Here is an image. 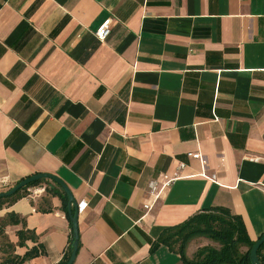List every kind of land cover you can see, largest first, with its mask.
Segmentation results:
<instances>
[{"label": "crops", "instance_id": "obj_1", "mask_svg": "<svg viewBox=\"0 0 264 264\" xmlns=\"http://www.w3.org/2000/svg\"><path fill=\"white\" fill-rule=\"evenodd\" d=\"M38 173L85 203L72 264H182L159 236L214 207L256 241L264 0H0V191ZM41 180L0 207V264L71 252L58 184ZM20 230L34 239L19 244ZM206 244L193 238L187 256Z\"/></svg>", "mask_w": 264, "mask_h": 264}, {"label": "trees", "instance_id": "obj_2", "mask_svg": "<svg viewBox=\"0 0 264 264\" xmlns=\"http://www.w3.org/2000/svg\"><path fill=\"white\" fill-rule=\"evenodd\" d=\"M42 180L33 181L13 195L0 197V207L7 202H12L21 192L29 186L35 185ZM57 195L62 199L65 214L67 211L68 198L66 193L57 185ZM19 244L29 235L34 239L33 232L20 230L17 232ZM196 237H205L213 242L199 247L190 258L186 254L188 243ZM255 241L251 240L245 229L242 218L232 214L225 207H214L208 211L200 212L176 226L168 227L159 236L157 243L167 245L171 250L180 255L182 264H251L250 250ZM155 244V245H156ZM154 245V246H155ZM35 253L28 252L23 257L8 256L4 264H22L23 261ZM261 264H264V243L257 250ZM70 256V247L63 255L58 264H65Z\"/></svg>", "mask_w": 264, "mask_h": 264}, {"label": "water", "instance_id": "obj_3", "mask_svg": "<svg viewBox=\"0 0 264 264\" xmlns=\"http://www.w3.org/2000/svg\"><path fill=\"white\" fill-rule=\"evenodd\" d=\"M41 179H50L57 183L63 191L66 193L68 202H67V211L69 214L70 222L72 224V241H71V252L70 256L65 264H72L77 248H78V224H77V219H78V212H79V204L77 201L73 198V195L67 185L57 176L53 174H48V173H38L34 174L31 176H28L26 178H23L16 184H14L12 187L5 191H0V197H7L13 195L17 190L21 189L25 185L36 181V180H41ZM264 243V233L259 236V238L254 242L253 246L251 247L250 250V263L251 264H261L257 255V250L259 247Z\"/></svg>", "mask_w": 264, "mask_h": 264}, {"label": "built area", "instance_id": "obj_4", "mask_svg": "<svg viewBox=\"0 0 264 264\" xmlns=\"http://www.w3.org/2000/svg\"><path fill=\"white\" fill-rule=\"evenodd\" d=\"M109 23H110L109 20L104 21V22L101 24V26H99V28L96 30V32H95V36H96V38H97L98 40L103 41V40H105L106 37L110 34V26H109ZM188 155H190L192 158L198 159V160H200V161L202 160V155H201V153H200L199 151H196V152H190ZM183 166H184V164L181 163V164L179 165V168H183ZM199 175L202 176V177H204V178H206V179H209V180H211V181H213V182H216V175H215V174L208 175V174H206V172L201 171ZM172 179H174V177H170V178H168V179L163 183L162 186H165V185L169 184V182L172 181ZM7 181H8V178H6V177H4V178H2V179L0 180V182H2V183H6ZM261 187L264 189V183L261 184ZM43 190H44L43 188H37V189H34V190L31 191L30 196L34 197V196H36L37 194H39L40 191H43ZM84 205H85V203L83 204V206H84ZM83 206H82V207H83ZM82 207H81L80 204H79V210H81ZM144 207H145V208H148V205H144Z\"/></svg>", "mask_w": 264, "mask_h": 264}]
</instances>
